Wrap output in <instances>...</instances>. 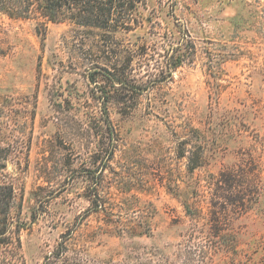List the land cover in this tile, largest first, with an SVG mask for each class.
Masks as SVG:
<instances>
[{"label": "rangeland", "instance_id": "1", "mask_svg": "<svg viewBox=\"0 0 264 264\" xmlns=\"http://www.w3.org/2000/svg\"><path fill=\"white\" fill-rule=\"evenodd\" d=\"M8 5L0 264H264V0H142L107 27Z\"/></svg>", "mask_w": 264, "mask_h": 264}, {"label": "trees", "instance_id": "2", "mask_svg": "<svg viewBox=\"0 0 264 264\" xmlns=\"http://www.w3.org/2000/svg\"><path fill=\"white\" fill-rule=\"evenodd\" d=\"M142 0H45V16L50 20L57 21L59 15L64 13L79 24L93 25L97 27H107L118 10L124 11L127 15L133 11ZM0 6L4 12L9 15L13 10L8 5L10 0H0ZM121 14V13H120ZM103 20V22H100ZM104 23V24H103ZM9 153L0 145V245L5 243L10 231V212L13 207L15 191L12 181L6 171V163ZM221 192L217 189L216 194L219 197ZM187 211H190L187 206ZM217 208V204H215ZM215 214L218 212L214 211ZM61 255V254H60ZM60 255H48L43 264H58ZM59 264H69L66 260H60Z\"/></svg>", "mask_w": 264, "mask_h": 264}]
</instances>
